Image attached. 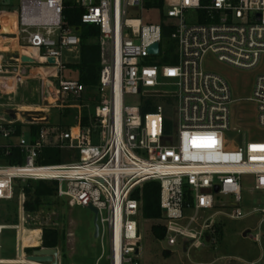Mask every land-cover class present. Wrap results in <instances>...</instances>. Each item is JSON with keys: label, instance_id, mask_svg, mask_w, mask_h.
<instances>
[{"label": "built area", "instance_id": "2783aa9c", "mask_svg": "<svg viewBox=\"0 0 264 264\" xmlns=\"http://www.w3.org/2000/svg\"><path fill=\"white\" fill-rule=\"evenodd\" d=\"M148 2L155 0H20L0 18L2 35L4 19L14 14L18 45L44 59L41 66L55 69L51 77L57 80L58 91L72 98H80L85 87L64 78V53L81 46L75 29L67 26V6L83 10L82 24L100 28L99 97L88 127L82 126L81 113L67 130L50 128L49 112L35 123L19 114L17 120L9 113L0 116V157L18 149L24 160L0 161V201L14 199L16 181L57 182L58 198L99 212L102 254L95 264H141L139 218L146 183H160L159 223L166 229L168 245L181 240L196 248L204 245L220 220L248 215L240 207L243 176H254V189L264 191V141L238 145L229 138L231 133L241 135L238 119L234 128L231 121L236 100L227 80L206 67L209 55L237 69L259 66L264 58V0H164L163 7L147 8ZM155 14L157 21L149 18ZM165 25L172 27L176 46L169 64L168 50H163ZM155 44L160 47L153 55L149 49ZM153 57L160 60L150 63ZM49 59L56 63L49 64ZM23 65L13 56L0 57V76L23 83L30 71ZM159 94L174 102V116L169 117L162 104L152 113H142L144 99L161 98ZM133 98L136 102H131ZM249 100L257 105L258 124L264 129V74L257 77ZM167 120L174 122V129L177 125L176 143L174 130L166 132ZM18 123L45 126L27 144L17 140ZM169 142L173 145L167 146ZM48 147L78 152L79 160L41 165ZM259 212L264 214L261 209L253 213ZM263 223L264 218L260 226ZM6 229L19 230L20 225L0 224V264H37L27 261V255L23 260L2 258ZM256 237L260 242V235Z\"/></svg>", "mask_w": 264, "mask_h": 264}, {"label": "rangeland", "instance_id": "374dc122", "mask_svg": "<svg viewBox=\"0 0 264 264\" xmlns=\"http://www.w3.org/2000/svg\"><path fill=\"white\" fill-rule=\"evenodd\" d=\"M19 5L20 0H5L3 7H0V18L5 9L17 8ZM149 18L157 21V14L149 16ZM4 22L3 34L0 33V57L13 56L15 59L21 60L23 66H27V70L30 71H28L25 81L20 84L13 79V76H6L7 78L0 76V116L19 109L32 111L47 109L49 111V127L57 130H67L70 126L76 125L79 115L80 113L82 115L84 109L93 116L98 104L97 90L85 87L80 98L63 96L58 91L57 80L52 78L50 73L44 75L32 72L33 67H39L28 60L34 56L33 52L23 51L21 54L24 47H20L16 40L14 14L5 18ZM94 42L100 43V38ZM164 47L166 48V46L163 45V50ZM16 55L21 56L16 57ZM79 59L80 49L64 53L63 60L66 65L77 64ZM155 60H160V57L150 58V63ZM206 67L227 80L233 98L236 100L231 108V121L234 128L238 119L241 135L236 137L235 133H231L228 135L229 138L236 141L238 145L258 138L264 141V129L259 126L257 120V105L249 100L253 97L257 77L264 74V58L257 68L242 70L219 62L215 56L209 55L206 58ZM78 75V71L69 68L64 71V78L67 80H77ZM158 96L161 98L154 97L157 104L165 105L169 117L174 116V102H168L162 94ZM131 102H136L135 98ZM69 110L74 112L73 115L69 114ZM22 133L24 136H18L17 140H23L30 144L32 142L30 128L23 125ZM95 142L98 143V140L96 139ZM62 157L63 162L79 160L78 152L62 151ZM31 184L33 188L36 182ZM26 185L28 182L22 184L20 181H16L14 186L17 190L14 199L0 201V224H13L14 220L11 215L16 211L18 219L16 225H20L19 230L6 229L4 231L2 258L6 260L20 258V246L23 248V255L27 256L33 254L34 249L43 247L42 244L31 246L29 239L24 235L26 230L40 231L42 237L46 229L57 228L64 236V240L57 247L60 264H95L102 254V247L100 240L95 238L94 214L88 208L72 207L67 200L58 197L45 200L37 212L29 213L24 209L27 197L23 192V187ZM241 185L243 202L240 207L248 215L241 220L226 218L220 220L214 229L215 232L202 242L204 245L200 248L190 244L184 246L181 240L178 245L169 246L166 239L159 240L153 234L152 228L159 224V221L145 220L141 216L139 218L142 236L140 263L264 264V223L260 226L264 214L253 213L254 209L264 210V191L254 189V176H243ZM231 199L222 197L224 201ZM245 233H247L246 237H244ZM258 234L260 242L257 241ZM102 264H107V262L104 261Z\"/></svg>", "mask_w": 264, "mask_h": 264}, {"label": "trees", "instance_id": "16d2710c", "mask_svg": "<svg viewBox=\"0 0 264 264\" xmlns=\"http://www.w3.org/2000/svg\"><path fill=\"white\" fill-rule=\"evenodd\" d=\"M164 0H155L154 4L148 2L147 8L163 7ZM83 10L75 6L68 5L65 10V17L67 26L74 28L76 33L81 39L80 46V59L77 64H68L66 68L78 71V82L89 89H97L100 81L103 53L101 42H94L101 36L100 28L95 25H85L81 22ZM172 27L163 26L164 42L168 50L165 63H169L170 58L174 54L175 44L171 40ZM168 102L171 100H167ZM157 100L154 98L144 99L142 113L148 114L155 111ZM72 113V114H71ZM74 112L69 110V114L73 115ZM90 123V116L86 109L82 112V126L88 127ZM166 132L172 134L174 130V122L167 120ZM23 124H17V136L22 133ZM44 124L28 125L30 128L32 142L36 140L38 134ZM70 126V125H69ZM71 127V126H70ZM3 162L16 164L23 163V156L18 149H13L11 154L7 157H0ZM39 163L41 165H59L63 163L62 151L56 148H45L42 152ZM32 181L23 187V192L27 197L24 204V209L29 213L37 212L40 206L43 205L45 200L57 197V182L38 181L35 187L32 188ZM142 218L145 220L160 221L163 217L162 209L160 206L161 186L159 182L146 183L142 190ZM10 216V215H9ZM8 216V217H9ZM14 223H18L17 213L11 215ZM11 218V217H10ZM9 218V219H10ZM12 219V218H11ZM154 236L159 240H164L166 236V229L162 224H157L152 228ZM24 235L29 239L30 245L38 246L41 243L40 231H25ZM64 240L63 234L57 228H48L43 234V247L44 248H57ZM31 251V250H29Z\"/></svg>", "mask_w": 264, "mask_h": 264}, {"label": "water", "instance_id": "95a60500", "mask_svg": "<svg viewBox=\"0 0 264 264\" xmlns=\"http://www.w3.org/2000/svg\"><path fill=\"white\" fill-rule=\"evenodd\" d=\"M159 44H155L154 46H152L149 49V52L153 55L158 54L159 52ZM19 55H16V57ZM28 60L30 62H34L33 58H28ZM48 63L51 65H54L55 59H49ZM17 110L12 111L10 113V118L12 120H17ZM45 113H30V112H25L23 114L24 119L28 122V123H35L36 121L34 120V117L32 116H44ZM42 117H35L36 119H40ZM174 142H177L178 139V132H177V125L175 124V129H174ZM167 146H172L173 142H169L166 144ZM218 190H216L217 192ZM88 209L94 214V225H95V238H99L100 235V227H99V212L97 209H95L92 206H89ZM247 236V233L244 234V237ZM19 257L23 258V248L20 246L19 248ZM27 261L29 262H33V263H37V264H59V250L57 248H40L37 249L33 252V254L28 255L26 257Z\"/></svg>", "mask_w": 264, "mask_h": 264}, {"label": "bare ground", "instance_id": "6f19581e", "mask_svg": "<svg viewBox=\"0 0 264 264\" xmlns=\"http://www.w3.org/2000/svg\"><path fill=\"white\" fill-rule=\"evenodd\" d=\"M5 41V40H4ZM21 50V49H20ZM23 51H31V52H33V54L35 55V52H34V50H32V49H29V48H25L24 47V50L22 49V53L21 54H23ZM19 56H21V55H19ZM42 61L44 60V59H41ZM48 70L49 69H42L41 70V72L45 75V74H47L48 73ZM52 99V98H51ZM55 101V100H54ZM17 112H18V114H19V116H20V118H23L24 119V117H23V114L25 113V112H30V113H47V112H49L47 109H45V110H37V111H32V110H22V109H19V110H17ZM44 116H46V115H44ZM32 117H34V119H36L35 117H42V116H32ZM19 259H22V258H19ZM23 260V259H22Z\"/></svg>", "mask_w": 264, "mask_h": 264}, {"label": "crops", "instance_id": "0c3cea01", "mask_svg": "<svg viewBox=\"0 0 264 264\" xmlns=\"http://www.w3.org/2000/svg\"><path fill=\"white\" fill-rule=\"evenodd\" d=\"M33 59H34V62H31L32 64H35V65H39V67H33L32 69V72L34 71V72H36V73H38V74H42V72H41V70L42 69H46L47 67H45V66H41V60L39 59H37V58H35V57H32ZM47 69H49L48 70V74L50 73V74H53V73H56V70L55 69H52V68H47ZM78 77H79V75H78ZM78 80V79H77ZM40 244H42L43 245V237H41V243Z\"/></svg>", "mask_w": 264, "mask_h": 264}, {"label": "snow or ice", "instance_id": "6c2138e0", "mask_svg": "<svg viewBox=\"0 0 264 264\" xmlns=\"http://www.w3.org/2000/svg\"><path fill=\"white\" fill-rule=\"evenodd\" d=\"M207 146H209V147H210V146H212V145H211V144H209V145H207ZM255 147H256V146H254V148H255Z\"/></svg>", "mask_w": 264, "mask_h": 264}]
</instances>
